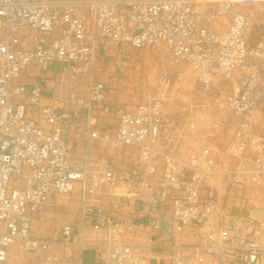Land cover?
<instances>
[{"label":"built area","instance_id":"1","mask_svg":"<svg viewBox=\"0 0 264 264\" xmlns=\"http://www.w3.org/2000/svg\"><path fill=\"white\" fill-rule=\"evenodd\" d=\"M260 1L0 0V264L17 243L34 264H264V129L252 123L264 103V34L250 42L264 22L248 9ZM109 46L123 57L161 46L189 68L202 93L217 92L236 122L225 149L233 164L220 171L209 147L185 156L164 147L161 99L133 107L108 103L112 78L92 81L84 95L70 91V107L63 108L45 98L37 78L29 85L17 80L28 66L57 63L72 90ZM95 110L108 125L92 121ZM72 136L85 146L69 147ZM123 147L133 154L119 169L114 154ZM221 172L242 189L247 210L250 191L263 202L248 229L226 221L212 182ZM73 193L76 224H62L60 237L33 235L32 221L44 206ZM104 194L133 210L125 219L112 217L99 201ZM137 213L142 219L134 221ZM163 218L180 238L163 236ZM58 240L75 247L78 258H62L53 245ZM87 250L93 260L85 262Z\"/></svg>","mask_w":264,"mask_h":264},{"label":"rangeland","instance_id":"2","mask_svg":"<svg viewBox=\"0 0 264 264\" xmlns=\"http://www.w3.org/2000/svg\"><path fill=\"white\" fill-rule=\"evenodd\" d=\"M248 9L255 11L258 19L264 22V1L249 5ZM229 16L230 14L226 13L223 23ZM263 34L264 24H259L251 31L250 40L256 41ZM113 61L114 75L121 79L120 87L123 91L136 96L140 101L161 99L166 114L178 116V122L173 126V131L170 132L178 141L177 146H170L174 148L176 155L185 156L191 151L209 147L216 155L217 167L220 171L228 169L233 164L232 159L225 151L236 127V122L228 105L218 96L217 92L202 93L195 75L185 64L173 61L170 63V59L161 46L143 48L131 56H121L120 58L115 56ZM172 66H179V68ZM188 123H194L195 128L193 130L188 129ZM252 123L255 131L264 129V103L252 112ZM164 141L166 142V139ZM212 182L217 188L219 196L225 194L228 185L222 172L219 175L216 174ZM246 190H248V195L252 189L247 188ZM250 192L252 193L250 198L255 201L258 200L261 207L263 202L259 200V194L254 195L252 191ZM68 196L70 197L61 200V202L55 200L54 197V203L52 206H48L51 207L49 212L42 219L37 216L33 220L34 234L53 237L60 225L72 222L77 201L74 196ZM255 216H259L258 210L255 212ZM226 221L231 227L239 226L241 222L239 217L235 215L229 216ZM171 225L167 218H163L159 222L163 236L174 235L176 238H180V234L175 232ZM250 225L251 222L248 220L242 222L243 229H248ZM61 250L62 248L56 247L59 254ZM90 255V251L87 250L83 252L82 257L84 259ZM4 264H34V262L29 259L21 244L17 243L7 248Z\"/></svg>","mask_w":264,"mask_h":264},{"label":"crops","instance_id":"3","mask_svg":"<svg viewBox=\"0 0 264 264\" xmlns=\"http://www.w3.org/2000/svg\"><path fill=\"white\" fill-rule=\"evenodd\" d=\"M117 56L120 58L121 56L117 55V52L114 47L109 46L107 49L102 53V57H99L98 60L94 63L90 73L86 76H80L76 79V81L73 83L72 90L68 89L66 82L62 79V76L59 72V64L52 63L48 69L46 70H40L37 66H28L24 71H22L18 77L17 80L23 84L29 85L35 80L36 78L40 80L42 86H43V92L45 98L56 104L58 107H70V104L66 102V99L69 95L70 91H75L79 95H84L87 87L92 81H106L109 78H112V82L110 84V87L107 91V98L106 102L108 103H117V104H125L128 107H133L140 101L137 99L136 96H133L130 93H127L122 90L120 87V78H118L116 75H114V61L113 58ZM170 63H173L170 60ZM56 64V66H55ZM175 68H179V66H172ZM155 99V98H154ZM152 100V99H151ZM150 101V100H147ZM166 110L164 109L163 114V132H162V145L172 151H174V148H171L170 146H175L178 144V141L173 137V135L170 134V132L173 131V126H175L176 122H178V116L171 114H166ZM92 121L97 122L98 125H108L109 121L107 116L101 112L100 110H95L93 112ZM75 136V135H74ZM166 139V142L164 141ZM168 139V140H167ZM174 143V144H173ZM67 144L69 147H72L74 149H82L85 146V143L82 139L78 137H73L67 141ZM93 148L98 149L100 151H105V146L100 142H94ZM177 146V145H176ZM176 152V151H174ZM131 154H133V151L129 147H123L121 149H117L114 154L115 163L116 166L119 169H124L126 167V164H128L131 161ZM244 165L250 166L251 165V159L248 156H245L244 158ZM219 175V174H218ZM223 175V174H222ZM224 176V175H223ZM227 188L225 190V194L220 196L222 200L225 202L226 209H227V218L231 215H235L239 217L240 225L242 227V222L245 220H248L252 224V220L250 218H258L262 214V208L263 205L260 207V202L258 200H253L250 198V209L247 210L246 201L243 199V195L239 193V190H242L239 188L238 185L229 183L227 181ZM217 190V188H216ZM253 190V189H252ZM251 193V192H250ZM252 194V193H251ZM255 195V193L253 192ZM75 197L77 201L76 206V212L74 214L72 224H76L77 221V215H78V196L76 193L71 194ZM68 195H57L55 196V200L57 199L59 202L61 200H66ZM54 199L51 203L47 204L43 210L35 216V218L38 216L39 219H42L50 210L52 204L54 203ZM99 201L101 202L102 206L104 207L105 211L110 214L114 218L118 219H125L126 218V211H132L133 205L126 206L127 204H122V201L117 199V197L112 195L104 194L99 197ZM259 211V216H255V212ZM142 213H137L135 217L133 218L134 221H136L138 218H141ZM35 218L33 220H35ZM142 219V218H141ZM33 222V221H32ZM64 224V223H63ZM59 226L57 232L55 235L60 237ZM251 225L249 226V228ZM32 228V234H34ZM38 235V234H34ZM54 248L60 247L62 250L60 251V255L62 258H64L66 261H72L78 258V250L75 247H67L63 246L60 241H56L54 244ZM91 255L87 258L82 257V260L85 262L93 260V252L90 251ZM83 254V253H82ZM154 261H152L153 263ZM154 264V263H153Z\"/></svg>","mask_w":264,"mask_h":264},{"label":"trees","instance_id":"4","mask_svg":"<svg viewBox=\"0 0 264 264\" xmlns=\"http://www.w3.org/2000/svg\"><path fill=\"white\" fill-rule=\"evenodd\" d=\"M250 42H251V43H253V42H255V41H253V40H250Z\"/></svg>","mask_w":264,"mask_h":264}]
</instances>
